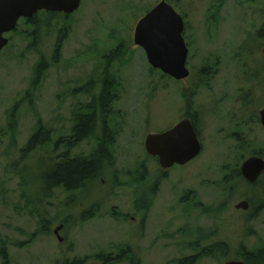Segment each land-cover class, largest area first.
Instances as JSON below:
<instances>
[{"label":"rangeland","instance_id":"374dc122","mask_svg":"<svg viewBox=\"0 0 264 264\" xmlns=\"http://www.w3.org/2000/svg\"><path fill=\"white\" fill-rule=\"evenodd\" d=\"M160 1L82 0L68 17L42 11L7 35L0 60V264H226L264 248V184L231 175L234 186L223 181L256 151L264 154V0H167L185 19L190 47L191 74L180 81L152 67L134 41L138 21ZM107 75L117 94L96 135L105 123L112 164L85 188L43 194L42 172L66 150L54 149L55 141L72 134L77 111L99 107ZM190 113L202 151L162 170L145 138ZM39 127L51 130L52 144L24 152ZM96 137L71 156L91 154ZM243 200L248 210L235 207ZM62 223L60 242L54 229ZM218 242L228 243L227 255L204 254Z\"/></svg>","mask_w":264,"mask_h":264},{"label":"water","instance_id":"95a60500","mask_svg":"<svg viewBox=\"0 0 264 264\" xmlns=\"http://www.w3.org/2000/svg\"><path fill=\"white\" fill-rule=\"evenodd\" d=\"M81 0H0V60L2 50L9 43L7 33L13 31L21 18H31L41 10L64 12L76 11ZM183 16L167 1L161 0L137 23L134 41L141 46L152 67L177 80L190 76L187 65L189 48L184 37ZM264 53V49H263ZM264 125V111L261 112ZM145 148L150 155L158 156L160 166L167 170L174 165H185L202 151V143L190 118H184L172 128L159 133H150L145 139ZM242 176L255 183L264 173V158L251 156L240 167ZM250 203L243 200L238 209H248ZM64 224L54 229L60 242L64 237L60 231ZM243 261H229L226 264H243Z\"/></svg>","mask_w":264,"mask_h":264},{"label":"trees","instance_id":"16d2710c","mask_svg":"<svg viewBox=\"0 0 264 264\" xmlns=\"http://www.w3.org/2000/svg\"><path fill=\"white\" fill-rule=\"evenodd\" d=\"M51 16H56L61 13L48 12ZM37 15L33 17V22L36 20ZM258 36L264 37V27L260 30ZM62 38V37H61ZM114 56V51L111 53ZM116 80L110 76L104 77L102 81V90L99 95V107L94 102L88 105V112L77 114L75 116V125L72 129V135L67 137V142L65 144L66 150L60 153L56 159L47 166L45 172H42V192L45 195H50L55 188H62L65 190H78L85 188L87 183L95 180L100 171H102L107 165L113 162V151L110 144V131L107 127L106 119L111 114L112 101L116 99L115 92ZM99 108V110H98ZM82 110V109H80ZM90 111V112H89ZM193 120L196 130L199 134V129L197 128L196 113L187 114ZM99 117L103 118L104 123V136L99 139L97 147L89 155L83 156H71V151L77 146L78 143L96 135L97 122ZM101 136V135H100ZM105 141V142H104ZM52 144V132L49 129H44L39 127L37 132L32 135L29 141L26 143L22 149L24 152H33L39 147L44 145ZM64 143V136L60 135L54 143V149H58ZM64 145V144H63ZM256 155L264 156L262 151H256ZM156 161L158 159L153 157ZM233 169V171H232ZM232 173L227 174L224 178V182H233L229 175L233 179L243 178L238 166L231 168ZM26 174H24L25 178ZM244 179V178H243ZM262 179V180H261ZM259 183L264 184V175L260 178L254 186ZM233 182V186H234ZM28 197V196H27ZM260 208L264 207V201H262ZM229 250L228 243L218 242L215 245L209 247V249L204 248V254L215 256L216 252L218 254L227 255ZM2 255L5 256V251L2 250ZM245 263L244 264H264V248L256 251H245L241 253ZM134 261V259H132ZM193 261V259H189ZM67 264H82L81 259H75L72 262H66Z\"/></svg>","mask_w":264,"mask_h":264},{"label":"flooded vegetation","instance_id":"af4514ba","mask_svg":"<svg viewBox=\"0 0 264 264\" xmlns=\"http://www.w3.org/2000/svg\"><path fill=\"white\" fill-rule=\"evenodd\" d=\"M81 5H82V0H81ZM80 5V6H81ZM47 12H52V11H47ZM60 13H63V15H65L66 17H68V16H70L71 14H66V13H64V12H60ZM27 22H32L33 23V17H31V18H24ZM185 31H186V24H185ZM185 31H184V36H185V39H186V42H187V45H188V47H189V42H188V40H187V37H186V34H185ZM11 40V38L9 37V41ZM190 48V47H189ZM262 111H264V107L261 109V111H260V116H259V119H260V123H261V125L264 127V125H263V120H262V114H261V112ZM83 113V112H82ZM82 113H77V114H82ZM76 114V115H77ZM190 118L191 119V117H189L187 114H186V117H184V118ZM192 120V119H191ZM180 121V120H179ZM192 122H193V120H192ZM174 126V125H173ZM173 126H171V127H173ZM170 127V128H171ZM103 128V127H102ZM169 129V128H168ZM165 130H167V129H165ZM104 132H105V130H104V128H103V132H102V135H104ZM161 132V131H160ZM72 135V134H71ZM70 135V136H71ZM98 136V137H96V139L99 141V139H101L103 136ZM70 136H67V137H70ZM67 137H66V135L64 136V145L66 144V142H67ZM99 138V139H98ZM100 142V141H99ZM105 142V141H104ZM157 159H158V157H156Z\"/></svg>","mask_w":264,"mask_h":264}]
</instances>
